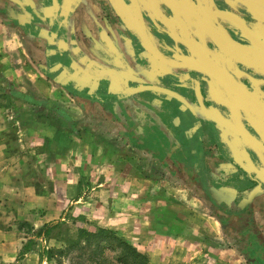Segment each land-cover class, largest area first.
Wrapping results in <instances>:
<instances>
[{"label":"crops","instance_id":"0c3cea01","mask_svg":"<svg viewBox=\"0 0 264 264\" xmlns=\"http://www.w3.org/2000/svg\"><path fill=\"white\" fill-rule=\"evenodd\" d=\"M229 1L251 9L243 33L259 36L261 1ZM225 5L0 0V211L11 207L0 217L17 220L0 227V264L19 263L34 237L20 238L21 224L69 213L119 231L153 264H256L211 208L253 202L256 217L264 202L251 173L264 170V134L222 79L249 91L264 66L240 67L241 45L226 49L225 25L239 27Z\"/></svg>","mask_w":264,"mask_h":264},{"label":"rangeland","instance_id":"374dc122","mask_svg":"<svg viewBox=\"0 0 264 264\" xmlns=\"http://www.w3.org/2000/svg\"><path fill=\"white\" fill-rule=\"evenodd\" d=\"M217 201H219V199H217ZM217 201L213 200V207L211 208L213 210H217L215 212H218L221 215H228V218L225 219V224L227 226L228 233L229 235H233L235 238V234L240 236V238H236L238 239L236 245L241 250V253H243L247 258L254 261L256 264H264V202H260L258 205H256V209L260 208L261 212L256 213L257 216L254 217V213L247 211V209L251 207L253 202L248 205H241V207L243 206L242 208H244L245 210L242 212L243 209L241 207L239 208L241 209V211H239L238 207H236V202H233L232 204H225V201H223L222 199L219 205H217ZM10 208L11 207H6L5 209L3 208L0 211V214L3 215L5 212L10 210ZM226 210H229L230 212L227 213ZM239 213H243V226L237 224L236 222H231L230 220V217L235 219L236 217L233 215ZM10 222H17L13 213H9L6 216L0 217V227L7 226V223ZM60 222H62L63 224L62 228L54 231L50 237L38 236L37 232L41 228L36 231L34 230V232L29 224H21V230H15L17 233H19L20 238L24 236L27 237V235H25L26 233L29 236H34L33 239H35V241L37 242L35 245H33V250H36V252L39 253L40 257L35 258V260L31 262L29 260V262H27L26 260V264H88V262H85L82 259L83 254H80L77 251L73 252L69 256H65L64 254H61L57 251L55 255L51 256V253H48V250L50 248L60 249L64 247L67 234L75 232L76 228H86L94 231L97 230L100 226H98L94 222H91V220L87 219L82 215L75 216L73 215V213H69L65 217V219L60 220ZM248 227H250L251 229H248ZM239 228H243L242 230H244V233L242 231H239ZM236 229H238V232H236ZM61 230L62 234H60ZM117 232L119 233V231ZM119 235L122 236L120 233ZM235 242L236 241H234V243ZM14 264H25V261L21 259L19 263L17 262Z\"/></svg>","mask_w":264,"mask_h":264},{"label":"flooded vegetation","instance_id":"af4514ba","mask_svg":"<svg viewBox=\"0 0 264 264\" xmlns=\"http://www.w3.org/2000/svg\"><path fill=\"white\" fill-rule=\"evenodd\" d=\"M212 1L216 2V0ZM259 1H261V5L258 4L261 7V10L259 9L256 13H254L260 22L259 25L257 23V26L255 27V29L258 28L260 31L259 36H247L243 33V28L246 26L242 24V17L247 20L253 17L254 15L250 16L251 9L247 6H243V8L240 5L233 6L229 0H225L229 8L225 5L223 7V13L225 14L229 12V15L232 16L234 14L236 18L235 24L239 27V30H235L230 27L229 25H231V22L226 24L225 30L228 31V33H226L225 40L223 41H225L224 43L226 44V49L228 48L229 50L231 49V46L238 47V44L241 45V48L239 49L242 53L240 52L241 55L239 59L235 60L240 67L247 64L249 66L259 64L264 66V0ZM253 5H257L256 1ZM247 25L252 27L248 22ZM233 58L236 59L238 57L233 56ZM251 75H253V80L248 83V88L250 89L249 91H243L242 86H239L237 82H234L233 77L230 75L227 78H223V80L229 86L235 87L238 92H241V95L243 96L238 100L240 109L252 122V125H254L256 130H261L264 134V69H257V71H253ZM258 156H263L262 158H264V153L261 151ZM251 173L253 175V179H255L254 182L256 184H261L262 191L264 193V170L262 174L259 173V170L257 172L252 171Z\"/></svg>","mask_w":264,"mask_h":264},{"label":"trees","instance_id":"16d2710c","mask_svg":"<svg viewBox=\"0 0 264 264\" xmlns=\"http://www.w3.org/2000/svg\"><path fill=\"white\" fill-rule=\"evenodd\" d=\"M62 225L60 221L47 223L37 232V235L50 237L54 231L61 229ZM60 234H62V230ZM36 243L35 239H28L17 260L20 261L27 253L32 251L33 245ZM64 244V247L60 249L50 248L48 253L53 256L58 251L65 256H69L77 251L83 254L82 259L88 264H153L147 254L141 252L111 228L99 227L94 231L86 228H76L75 232L67 234Z\"/></svg>","mask_w":264,"mask_h":264},{"label":"water","instance_id":"95a60500","mask_svg":"<svg viewBox=\"0 0 264 264\" xmlns=\"http://www.w3.org/2000/svg\"><path fill=\"white\" fill-rule=\"evenodd\" d=\"M223 79V78H222ZM141 87L145 88V89H149V90H154V91H160V92H165L169 95H172V96H177L178 98H180L175 92L167 89V88H164V87H161V86H157V85H142ZM183 101V100H182ZM263 179V178H262ZM264 180V179H263ZM261 189L262 190V187H261V184H258V187L257 189ZM256 188L254 190H252V192L250 193V198H252V196H254L256 194Z\"/></svg>","mask_w":264,"mask_h":264}]
</instances>
